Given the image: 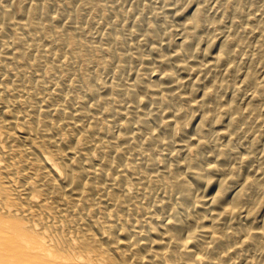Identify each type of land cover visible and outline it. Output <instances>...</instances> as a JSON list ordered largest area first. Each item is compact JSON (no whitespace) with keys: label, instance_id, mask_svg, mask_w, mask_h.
<instances>
[{"label":"bare ground","instance_id":"bare-ground-1","mask_svg":"<svg viewBox=\"0 0 264 264\" xmlns=\"http://www.w3.org/2000/svg\"><path fill=\"white\" fill-rule=\"evenodd\" d=\"M182 1L0 0V264H264V0Z\"/></svg>","mask_w":264,"mask_h":264},{"label":"rangeland","instance_id":"rangeland-1","mask_svg":"<svg viewBox=\"0 0 264 264\" xmlns=\"http://www.w3.org/2000/svg\"><path fill=\"white\" fill-rule=\"evenodd\" d=\"M123 4H124V6L128 9L129 7H130V3L132 4V2H133V0H127V2H126V0H120ZM173 1V0H172ZM180 1H182V0H180ZM184 4H185V8L187 9V10H190L191 8H193V6H194V3L191 1V0H184V1H182ZM168 3H170V2H168ZM141 4V3H140ZM190 4H191V6H190ZM142 5V4H141ZM133 11H129V13H128V15H127V19L128 20H132V19H134L135 17H136V15H135V13H132ZM150 13H152V10H148V9H146L145 10V12H144V15L145 16H149V14ZM133 14V15H132ZM132 17V18H131ZM179 133V134H178ZM176 134L177 135H179L180 136V132L179 131H177L176 132Z\"/></svg>","mask_w":264,"mask_h":264}]
</instances>
